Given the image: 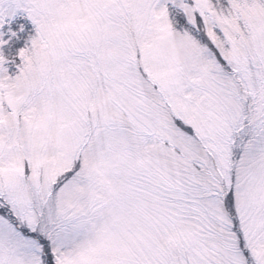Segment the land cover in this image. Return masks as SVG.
I'll return each instance as SVG.
<instances>
[{"label": "snow or ice", "instance_id": "6c2138e0", "mask_svg": "<svg viewBox=\"0 0 264 264\" xmlns=\"http://www.w3.org/2000/svg\"><path fill=\"white\" fill-rule=\"evenodd\" d=\"M0 264H264V0H0Z\"/></svg>", "mask_w": 264, "mask_h": 264}]
</instances>
